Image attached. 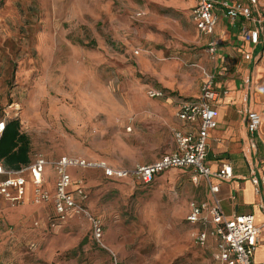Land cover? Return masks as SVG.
Listing matches in <instances>:
<instances>
[{
  "label": "rangeland",
  "instance_id": "1",
  "mask_svg": "<svg viewBox=\"0 0 264 264\" xmlns=\"http://www.w3.org/2000/svg\"><path fill=\"white\" fill-rule=\"evenodd\" d=\"M192 6L0 0V120L18 119L30 156L50 164L72 156L130 168L171 151L182 124L178 102L199 97L205 74L216 82L220 65L230 64L210 57L215 33L196 29ZM239 61L248 71L239 75L247 100L264 95V55ZM151 88L164 97L150 98ZM45 170L47 204L0 205V264H108L112 254L119 264H214L213 250L196 244L186 221L204 188L190 172L170 170L145 185L70 169L73 188H83L84 206L101 224L99 246L83 214L56 220V176Z\"/></svg>",
  "mask_w": 264,
  "mask_h": 264
},
{
  "label": "built area",
  "instance_id": "2",
  "mask_svg": "<svg viewBox=\"0 0 264 264\" xmlns=\"http://www.w3.org/2000/svg\"><path fill=\"white\" fill-rule=\"evenodd\" d=\"M191 19L196 29L203 34L211 35L217 23L213 14L215 5L224 9V15L229 24L235 25L239 19L248 23L243 33V41L252 46H258L264 38V8L258 7V0H249L248 5L239 1L221 0H192ZM217 45L208 44V53L215 60ZM245 60H250L249 54ZM200 96L193 100L178 102L176 116L184 122L187 131L174 130L173 152L161 156L157 161L146 165H135L130 168L111 166L101 159H86L81 157L64 156L50 164L40 155L35 156L31 163L18 170H5L0 163V201L15 205L23 202L26 195L27 184L32 186V204L42 205L50 201V195L45 188L46 167H52L56 181L54 185L53 210L57 221H64L71 214H83L90 222L92 236L99 246L102 245L103 231L99 220L92 217L84 206L86 194L81 186L73 188L70 169L99 172L108 180L134 179L141 184L148 185L153 180L170 170H188L193 184L197 185L203 180L208 188L209 199L198 202L191 201L188 205L186 221L195 228L194 240L196 244L204 247L209 238L215 240V264H264L253 261L261 227L255 224L254 217L249 214L236 215L226 218L221 207L219 186L212 183L213 179L229 180L231 169L223 167L212 171L206 162L208 153V136L216 128L215 110L213 104L218 99L214 90V75L205 74ZM148 96L152 99H161L164 93L158 89H150ZM247 132L253 137L259 132L260 116L253 111H246ZM5 120H0V135ZM255 147L254 140L247 146L250 153ZM25 174H28L29 181ZM252 183L258 185V178L252 173ZM264 211V207H263ZM264 228V224H263ZM108 264H119L116 256L111 255Z\"/></svg>",
  "mask_w": 264,
  "mask_h": 264
},
{
  "label": "crops",
  "instance_id": "3",
  "mask_svg": "<svg viewBox=\"0 0 264 264\" xmlns=\"http://www.w3.org/2000/svg\"><path fill=\"white\" fill-rule=\"evenodd\" d=\"M228 1H239L244 5L249 4V0ZM257 8H264V0H258ZM213 14L217 18L213 31L217 39V42L214 41V43L218 48L216 59L223 64L224 59L227 58L230 64L228 66L227 63L223 66L220 65L219 70L215 72L218 75V81H214L213 87L218 93V99L213 104L216 128L209 132L206 162L212 171L221 170L225 166L231 169L232 177L229 180L213 179L212 183L219 186L221 207L226 218L249 214L254 217L255 224L261 227L252 259L256 263H262L264 262V159H262V156H264V106H261V102L264 100V95H256L254 96V100H247V93L239 75L243 77L248 71L242 69V62L239 59H244L245 55L249 54L251 59L248 60V63H251L253 59L255 60L260 55H264V38L262 36L258 46L247 44L242 38L243 33L248 28L247 22L239 19L235 25L229 24L224 15V9L219 4L215 5ZM217 26L219 27L218 29ZM247 109L257 113L261 120L260 133L258 132L253 137L250 136V139L247 132L246 115L244 116V112ZM181 123V127L175 130L187 131L186 124L184 122ZM252 139L254 140L255 147L252 148L249 156H247V146L251 143ZM174 149L175 147L161 156L173 152ZM161 156L152 162L137 165L153 163ZM181 171L189 172L188 170ZM252 173L259 180L257 186L251 181ZM48 174L49 171L45 170V188L47 190H49L47 185ZM25 177L29 181L28 174H25ZM0 179L2 180L4 177H0ZM203 186V190L201 189L198 194L199 197L192 201L203 202L209 199L208 188L204 181ZM31 200L32 186L27 184L23 202L27 203L31 202ZM0 205H8V203L0 201ZM205 246H209L213 250L212 257L215 264L214 257L217 252L215 240L209 238Z\"/></svg>",
  "mask_w": 264,
  "mask_h": 264
},
{
  "label": "trees",
  "instance_id": "4",
  "mask_svg": "<svg viewBox=\"0 0 264 264\" xmlns=\"http://www.w3.org/2000/svg\"><path fill=\"white\" fill-rule=\"evenodd\" d=\"M29 137L20 131L18 119L5 120L3 131L0 135V163L5 170L18 171L28 166L30 156Z\"/></svg>",
  "mask_w": 264,
  "mask_h": 264
}]
</instances>
